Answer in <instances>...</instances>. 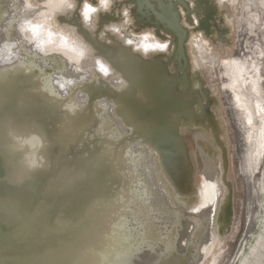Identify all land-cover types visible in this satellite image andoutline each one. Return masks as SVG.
I'll list each match as a JSON object with an SVG mask.
<instances>
[{
  "label": "water",
  "instance_id": "1",
  "mask_svg": "<svg viewBox=\"0 0 264 264\" xmlns=\"http://www.w3.org/2000/svg\"><path fill=\"white\" fill-rule=\"evenodd\" d=\"M30 21L23 3L0 0V264H204L217 239L215 193L197 209L182 194L172 206L153 148L88 90L91 66L37 49L22 31ZM10 129L42 139L45 167L23 168ZM235 216L230 187L221 241Z\"/></svg>",
  "mask_w": 264,
  "mask_h": 264
},
{
  "label": "flooded vegetation",
  "instance_id": "2",
  "mask_svg": "<svg viewBox=\"0 0 264 264\" xmlns=\"http://www.w3.org/2000/svg\"><path fill=\"white\" fill-rule=\"evenodd\" d=\"M10 1L23 3L32 22L65 37L61 44L46 45L47 55L79 57L91 66L88 90L107 95L118 110L120 126H129L146 152L153 148L158 180L171 205L182 194L186 209H197L215 193L217 239L205 259L211 264L221 242L219 216L233 182L226 122L208 67L215 55L234 54L231 0H111L109 11L96 14L91 27L82 21L83 0ZM73 1L76 7L68 9ZM141 33L167 40V52L145 57L125 43H135ZM98 60L104 61L107 74Z\"/></svg>",
  "mask_w": 264,
  "mask_h": 264
},
{
  "label": "rangeland",
  "instance_id": "3",
  "mask_svg": "<svg viewBox=\"0 0 264 264\" xmlns=\"http://www.w3.org/2000/svg\"><path fill=\"white\" fill-rule=\"evenodd\" d=\"M231 11L234 54L215 55L208 69L226 122L236 216L211 264L264 263V0H231Z\"/></svg>",
  "mask_w": 264,
  "mask_h": 264
},
{
  "label": "clouds",
  "instance_id": "4",
  "mask_svg": "<svg viewBox=\"0 0 264 264\" xmlns=\"http://www.w3.org/2000/svg\"><path fill=\"white\" fill-rule=\"evenodd\" d=\"M31 7V5H28ZM68 9H73L76 7L75 2H70L67 5ZM111 7V0H98V3L92 2V0H83L81 7V15L83 22L87 26H92L94 17L101 11L107 12ZM125 17H127L126 22L131 23L128 16V11L125 10ZM25 32L26 39L34 44L37 49L43 50L46 45H57L65 39L61 34L55 33L54 31L47 28L44 24L35 22H26L22 28ZM112 31L119 33L120 29L112 27ZM145 37H147L145 39ZM125 43L133 44L135 50L140 52L145 57L154 53L167 52L169 48V42L167 40H160L156 35H149L147 33H141L135 39V43L132 39H126ZM139 45V46H137ZM98 66L105 74L109 71L103 60L97 61ZM67 85L74 83L72 80H67L65 82ZM64 87V85H61ZM69 109L75 111V105H68ZM9 136L14 141V147L17 151L23 152L22 165L27 171H34L39 168L45 167V157L37 156V151L43 147L42 139L37 135H31L25 137L17 133L14 129L9 130Z\"/></svg>",
  "mask_w": 264,
  "mask_h": 264
},
{
  "label": "bare ground",
  "instance_id": "5",
  "mask_svg": "<svg viewBox=\"0 0 264 264\" xmlns=\"http://www.w3.org/2000/svg\"><path fill=\"white\" fill-rule=\"evenodd\" d=\"M74 2V1H73ZM76 3V2H75ZM62 15H64V14H62ZM83 21V20H82ZM105 35V34H104ZM102 37V36H101ZM86 40V39H85ZM73 46V45H72ZM94 54V53H93ZM93 56V55H92ZM110 74V73H109ZM111 77V76H110ZM161 78V77H160ZM119 82V81H118ZM192 102V101H191ZM183 105V104H182ZM205 106V105H204ZM186 109V108H185ZM187 110V109H186ZM193 110V109H192ZM260 112V111H259ZM170 125H173V124H170ZM213 137V136H212ZM204 143V142H203ZM207 144V143H206ZM261 144H263L261 147H262V150H261V154L264 156V143L262 142ZM208 147V146H207ZM199 148V147H198ZM201 150V149H200ZM205 154H207V153H205ZM203 159V158H202ZM211 187H212V185H211ZM210 195V194H209ZM208 195V196H209ZM208 203V202H207ZM211 209H212V207H211ZM255 261H258V263L259 264H264L263 262H261L260 260H255ZM255 261H253L252 263L253 264H257V262H255ZM204 264H205V262H204ZM212 264H217V261H215V262H213Z\"/></svg>",
  "mask_w": 264,
  "mask_h": 264
}]
</instances>
